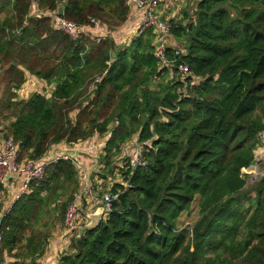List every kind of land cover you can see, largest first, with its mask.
Wrapping results in <instances>:
<instances>
[{
  "label": "trees",
  "instance_id": "obj_1",
  "mask_svg": "<svg viewBox=\"0 0 264 264\" xmlns=\"http://www.w3.org/2000/svg\"><path fill=\"white\" fill-rule=\"evenodd\" d=\"M189 7L169 21L166 39L180 46L167 40L161 62L154 26L130 42L113 38L129 20L126 0H0V142L41 161L53 145L110 133L101 174L132 139L147 160L97 192L118 196L79 235L81 208L56 264H264V175L248 183L242 173L263 144L264 0ZM56 14L106 32L72 39L54 26ZM28 75L43 87L22 98ZM75 161L47 164L4 212L0 200V264H42L81 187ZM194 205L197 219L178 228Z\"/></svg>",
  "mask_w": 264,
  "mask_h": 264
},
{
  "label": "built area",
  "instance_id": "obj_2",
  "mask_svg": "<svg viewBox=\"0 0 264 264\" xmlns=\"http://www.w3.org/2000/svg\"><path fill=\"white\" fill-rule=\"evenodd\" d=\"M160 0H126V4L132 5L136 8L140 7L142 9V21L137 22L135 27V33L133 35H138L146 28L150 26H154L157 29V37L156 39H166L167 34L170 30V22H166L165 24H161L157 20V7ZM136 5V6H135ZM52 22L55 27L62 30L72 39H78L80 36H87L91 35V37L95 34L96 37H92L96 41H99L102 37L100 32H92V27H82L77 25L75 22L66 20L64 18L58 17V15H54L52 17ZM132 35V36H133ZM131 40V38H130ZM130 42V41H129ZM164 45L158 49H156L155 55L159 61H164ZM175 53H179V50H176ZM178 71L182 74L187 73L188 69L187 66L184 64L178 65ZM36 78L32 75H29L26 81L34 80ZM37 79V78H36ZM38 80V79H37ZM35 81V80H34ZM40 81V80H39ZM38 82L36 81V84ZM25 84L21 86L18 90V95L22 98H26L30 93L25 92ZM262 137L263 144L259 146L261 148V152L264 154V133H260ZM258 154L257 151L254 152L255 159L256 155ZM59 158H70L75 159L76 157L74 153H63L59 155H55L50 159H45L41 161L36 160H21L19 158L17 145L11 139H3L0 142V182L6 181L8 178L12 176H18L21 179L20 183V190L15 194V199H17L22 194L28 191L29 183L32 180L39 179L42 177L43 172L47 164L59 159ZM78 160V159H77ZM75 161L77 165L78 161ZM147 164V160L144 158V148L143 146L138 147V151L136 152L133 161L131 162V166L133 169L138 167H144ZM131 168V169H132ZM82 180L83 186L81 187L80 191L74 195V197L67 203V206L64 210L63 214V227L65 229L66 236L69 238L73 231H76L77 225L80 218L81 212V202L82 198L86 197L87 200L93 204L100 203L103 206L104 211L110 210L111 200H114L117 197L116 194H109L105 193L103 195H99L97 191H94L90 184L88 183V178H86V171L82 170ZM242 173L245 175L244 170L242 169ZM264 175V170L260 171L257 179ZM256 180V179H255ZM14 199V200H15ZM1 242V236H0Z\"/></svg>",
  "mask_w": 264,
  "mask_h": 264
},
{
  "label": "rangeland",
  "instance_id": "obj_3",
  "mask_svg": "<svg viewBox=\"0 0 264 264\" xmlns=\"http://www.w3.org/2000/svg\"><path fill=\"white\" fill-rule=\"evenodd\" d=\"M166 1L170 4V7L172 9V13H174L175 17L169 18V15L166 16V17H164V24L166 22H169L173 18H177L179 16H182L183 11H187L188 9H190L189 6H191V5L193 6V1H195V0H166ZM33 10L36 11V8L35 7L32 8L31 14H34V11ZM130 10L131 11H133V10L136 11L139 14V20H138V22L139 21L140 22L142 21V23H143L142 9L140 7H137V6L135 8L134 6L131 5L130 6ZM158 16H160V15H158ZM124 27H125V23L117 30V33H115V35H113V37H115V39L117 41H119L118 44H122L123 43V42L120 43V41H121V37H122V30L121 29L124 28ZM134 33H135V28L130 31V34H134ZM92 37H96V35L94 34ZM158 41H160V45H159V47H156V49L160 48L161 45L162 46L163 45L165 46L166 45L165 44L166 41H167V43L171 42L174 45L180 46V45L176 44V42L170 36L168 37V39H160V38L159 39H156V42H158ZM176 50H179V52H180V49H176ZM176 54H179V53H176ZM164 61H165V59H164ZM164 61H161V62H164ZM182 75H185V73L182 74ZM33 79L35 81L34 80H28V81H26V84L24 86L25 87V92L24 93H31V92H33V91L36 90V85H37L36 84V81L39 83V80H37L36 78H33ZM108 134H110V133H106V134H104L102 136L94 135V136L91 137V138L94 137V139L96 141L99 138V141H100V145L97 144V146H99V149H97L99 151V153L97 154V156H100L101 154H104V148H105V144H106V141H107V135ZM89 139H87V140H89ZM87 140H85V141H87ZM81 142H84V141H81ZM126 146H128V147L125 149ZM138 147H140V145L138 143H136L132 139L131 142L126 143L124 145V147H123V150H120V153L115 156L113 165H110L109 166V169H107L106 172L104 171L101 174L102 169L104 168V166L102 164H100L99 166H97L95 168V171H94L95 172L94 176L97 179V181H99V186H97L96 189L95 190L93 189V190L98 192V191H101L102 190L103 186L106 187V188H109L108 186H110L114 182H121V183H123L122 182V179L123 178H122V175H121L120 171L121 170L122 171H125V169L127 168V165L129 163L131 164V162L133 161V158H134L136 152L138 151ZM255 151L258 152V154L256 155L255 161L249 167L243 169L244 172H245L246 181L248 183H252L255 179L257 180L256 177L258 176L259 172L264 170V154H263V152H261V148H259V147H257L255 149ZM76 166H77V168L80 171V186L82 187L83 186V180H82L83 179L82 178L83 175H82V172L81 171L82 170L85 171V168L82 166V163L80 161H78V163H77ZM109 172H111V173H109ZM85 176H86V178H88V183L91 186V182H90L91 181V178L89 177L90 176L89 173L87 172ZM95 178L92 179L94 182L96 181ZM81 187H80V189H81ZM19 188H20V185H19ZM105 193H110V192H108V190H106L101 195H103ZM110 194L113 195L112 193H110ZM14 199H15V196H14ZM0 200L1 201L4 200L3 193L1 192V190H0ZM81 205H82L81 208L87 210L86 213L87 212H90L91 213V211H94V209L96 208V206L103 208V206L100 203L93 204V203L89 202L86 197H83L82 198ZM91 205H93L94 207L91 208L92 207ZM66 206H67V204H66ZM66 206H65V208H66ZM105 212H107V211H104L103 210V214ZM63 214H64V212H63ZM63 214H62V217H63ZM197 216H198V211H197V208L194 205L191 209H189L188 211H184L180 215V217L177 220V224L176 225H177L178 228H183L185 226L191 225L197 219ZM59 228L62 231L63 230L65 231V229L63 227V224H61V226L59 225ZM74 232L75 231H73V233L71 235H74Z\"/></svg>",
  "mask_w": 264,
  "mask_h": 264
},
{
  "label": "crops",
  "instance_id": "obj_4",
  "mask_svg": "<svg viewBox=\"0 0 264 264\" xmlns=\"http://www.w3.org/2000/svg\"><path fill=\"white\" fill-rule=\"evenodd\" d=\"M58 8L61 10L62 4ZM33 11L34 13L36 12L35 10ZM133 11L130 12L129 20L127 21V23H125V27L121 29L122 37H121L120 43L129 42L130 41L129 37L133 35V34H130V31L136 27V24L139 20V14L136 11L134 12ZM163 12H165V17L168 15H169V18L175 17L174 13H172L170 4L166 0H160L158 7H157L158 15H161ZM94 28H92V32H100L101 34L102 33L104 34L106 32L105 27H94ZM113 35L115 34L112 33V36ZM113 38L115 39V37ZM118 42L119 41H117V43ZM42 87H43V82L39 81V83H37L36 85V90L37 89L41 90ZM50 88L51 86L46 87L47 90H50ZM97 144L100 145L99 138L96 141L94 137L90 138L87 141L78 142L75 144L60 143V144L51 146L49 150L44 154L43 158L50 159L55 155H59L63 153H74L76 160L78 159L77 161H80L82 163V166L85 168L86 173L88 172L89 175L91 176V179H94L95 173L93 171H95V168L98 165L97 154L99 153V151L97 149H99V146H97ZM2 183H3L2 193L4 197V200H2L4 203L2 212H4L9 208V206L13 202L15 194L19 190L21 179L18 176H12ZM97 186H99V181H97L96 179L95 187ZM91 206H92L91 208L94 207L93 205ZM96 208L94 209V211L96 210ZM94 211H91V212H94ZM87 213H90V212H87ZM68 240L69 238L66 236V233L64 232V230L63 231L61 229L56 230L53 233V236L50 239V243L48 247L46 248L44 255L41 258L42 264H56L57 259H58V252L61 251L65 247V245L68 243Z\"/></svg>",
  "mask_w": 264,
  "mask_h": 264
},
{
  "label": "water",
  "instance_id": "obj_5",
  "mask_svg": "<svg viewBox=\"0 0 264 264\" xmlns=\"http://www.w3.org/2000/svg\"><path fill=\"white\" fill-rule=\"evenodd\" d=\"M164 17H165V12H163L160 16L157 17V20L164 24ZM160 41L155 43V47H159ZM103 215V208L102 207H97L94 212L87 213L86 218L87 221L85 222L84 225H82L79 230L78 234L81 235L85 230H91L97 226L99 223L101 217Z\"/></svg>",
  "mask_w": 264,
  "mask_h": 264
}]
</instances>
